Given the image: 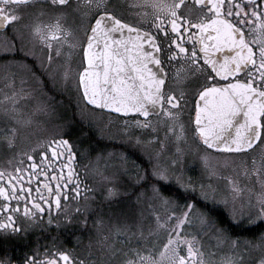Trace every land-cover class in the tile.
Returning a JSON list of instances; mask_svg holds the SVG:
<instances>
[{
  "label": "snow or ice",
  "instance_id": "snow-or-ice-1",
  "mask_svg": "<svg viewBox=\"0 0 264 264\" xmlns=\"http://www.w3.org/2000/svg\"><path fill=\"white\" fill-rule=\"evenodd\" d=\"M9 29L0 44V80L10 89L0 96L4 144L15 148L33 124H44L46 135L0 167V264H264V0H0V32ZM37 47L46 50L53 83L75 82L81 114L93 106L90 122L97 109L145 118L122 122L124 142L145 163L122 149L98 150L83 129L73 137L71 121L45 100L21 106L36 93L29 60ZM187 92L198 99L186 125ZM130 127L163 128L164 137L145 141ZM169 138L174 151L162 163ZM189 154L202 166L198 179L187 175ZM17 157L28 166L14 165ZM78 159L104 181L99 204L95 188L81 189ZM45 216L57 227L61 216L67 223L79 216L90 233L88 256L91 232L102 236L99 258H74L55 238L29 246ZM205 237L228 252L217 260ZM18 240L25 251L16 255Z\"/></svg>",
  "mask_w": 264,
  "mask_h": 264
},
{
  "label": "rangeland",
  "instance_id": "rangeland-1",
  "mask_svg": "<svg viewBox=\"0 0 264 264\" xmlns=\"http://www.w3.org/2000/svg\"><path fill=\"white\" fill-rule=\"evenodd\" d=\"M5 42L4 39L0 38V44H3ZM54 55V54H53ZM55 59V55H54ZM45 61L46 66V50L42 52L39 47L36 49V58L35 60L30 59L29 63L34 64V67H37L39 70L43 71L42 68L44 66L41 65L40 61ZM63 62L62 60L60 61ZM80 60L78 55L76 54L71 62L72 69L75 71ZM36 68V69H37ZM43 76H48V73L46 69L43 71ZM35 80H39L40 78L35 77ZM35 80L31 81V86L36 89V93L33 97L27 99V101L21 100L20 104L25 108L26 111L31 110L32 107L35 106V104L38 102V100H45L46 102L50 103L53 107L56 108L57 112L63 115L66 119L71 121L72 127H71V134L76 133L75 136L79 135V132L81 129H83L86 133H88L89 139H91L94 142V145L96 148L104 149V150H124L129 151L130 154H132L135 157H139L138 163H145L147 160V156H143L140 153L139 149H132L128 144H126L125 141V133L123 131L124 120H133L137 119V117L132 118H122L118 117L114 114L104 112V111H98L96 110V117L95 119H92L91 122L88 117L91 115V109L89 107L88 110L84 112V114H81V108L82 103L78 101L77 99V90L75 86L74 81H70L67 85V88H64L61 86V83H53V81L50 79L49 82L52 84L53 87H56L57 93L61 95L58 96L60 98H57L53 95H51L47 90H45V83H47V80L45 82L40 81L39 84L35 82ZM44 84V85H43ZM17 87H19V84L17 83ZM10 89L5 87V82L3 80H0V96L3 94L9 92ZM65 98V99H62ZM191 106L188 105L187 107H184V115L182 117L183 121L187 125L189 123V114L191 115V123L193 118V113L190 111ZM41 120H43V117H40ZM140 119V118H138ZM155 120V117L152 118ZM109 121H111V124H109ZM8 123L6 118L3 115V112L0 111V134L3 132L2 129L4 128L5 124ZM44 124H40L37 126L36 124H33L32 126L25 128L23 130V135L18 136L16 140V147L15 148H24L26 145L30 144L31 140L37 135L40 134L44 135L46 134ZM40 129L39 132H37ZM164 129L161 128L157 133H153L152 129H139L135 127L129 128V134L132 136L139 135L144 139L145 141L149 140V137L152 135H158L161 139L164 137ZM24 137H27L25 139ZM1 145V144H0ZM174 142L171 138L166 142V149L161 153V162H166L169 153L174 151ZM147 150L154 153V151H159L160 146L156 142H152L147 145ZM259 152V149H257V153ZM92 158L94 160L95 158V152L92 153ZM85 164H88V160H83ZM185 165L187 169V175L193 176L194 179H198L201 174V164L198 160V158H194L191 154L187 155L185 158ZM99 167L103 169L105 167V162L102 160L99 162ZM111 171V167L109 166L108 172ZM108 172L105 174L107 175ZM85 177L87 178V184L95 188V192L91 193L90 196L95 199L96 204L100 203V189L102 185L104 184V181L101 180L100 176L95 173L92 166L89 167V170L85 172ZM243 179V178H242ZM205 182H207V177H205ZM219 183L223 185L224 181L220 180ZM258 190V188H257ZM148 222H145V227H147ZM205 240V250L206 252H211L214 254L215 258L219 260V257L222 253L228 252V246L223 245L217 247L216 241L214 239H209L208 237L204 238ZM254 257H258V253L252 254ZM245 260L248 258V254L245 253Z\"/></svg>",
  "mask_w": 264,
  "mask_h": 264
},
{
  "label": "flooded vegetation",
  "instance_id": "flooded-vegetation-1",
  "mask_svg": "<svg viewBox=\"0 0 264 264\" xmlns=\"http://www.w3.org/2000/svg\"><path fill=\"white\" fill-rule=\"evenodd\" d=\"M187 2L189 4H191L192 0H187ZM130 3H134V0H126V4H130ZM127 11L130 12H135L138 9L131 7V8H127ZM194 11H196V9H194ZM11 35V29H9L7 32H0V38L4 39L5 36H10ZM82 35V32H81ZM79 60H80V56H79V50H75ZM201 62H203L202 58H201ZM37 67H34V72H35V77L40 78V81L45 82L47 80V83H45V90H47L51 95L60 98L61 95L57 93V89L56 87H53L52 84L49 82L50 78L47 76H43V71L46 69V66H44L42 68L43 71L39 70ZM170 75H171V71H170ZM216 80L223 84L225 83L224 79H219L216 78ZM230 82V81H229ZM44 85V84H43ZM61 86L64 88H67L68 85H65L64 83L61 82ZM60 96V97H58ZM187 96V100H188V105L191 106V110L189 109V112L191 111L193 113H195V100L197 97H193L191 95L190 92L186 93ZM65 99V98H62ZM183 104V102H182ZM117 116V115H116ZM120 117V116H118ZM133 117H137V116H133ZM124 118V117H122ZM126 118H132V117H126ZM140 119H143L141 117H137ZM193 119V118H192ZM39 132L40 129H37ZM41 135L40 132L39 134H37L30 142V144L26 145L24 148H13V149H7L6 145L4 144V133L2 132L0 134V167H11L9 165H7V159L9 157H14L15 153L19 152V151H25L27 149H29L30 147L34 146L36 144L37 141H41L42 138L45 136ZM73 137L76 135V133H72L71 134ZM40 149H37V151H39ZM19 159H23V165H21L22 167H27L29 161L26 158H14L13 159V164H17L19 162ZM37 162H39V160L37 159ZM81 164H85L83 161H80L78 159L77 161V165H76V169L77 172L79 173L80 176V180L82 181L81 183V189H83L84 184H87V178L85 177V170L83 167H81ZM66 171V170H65ZM7 179V177H6ZM33 195H35V193L33 192ZM52 215L56 216V210L55 208L52 209ZM45 219V224L43 226H37L34 230H30V234L28 236V241H29V246H34L35 243H38L40 245H44L45 243L51 244L53 242V238H55V243L58 247H60L61 249H66L70 252V254L76 258H80V259H88L89 261H91L92 259L95 258H99V252L101 251L102 245L100 243H98V241L102 240V236L97 235L94 231L91 232V250L94 253L93 256H88V250H89V236L90 233L88 230H84L81 231L80 229L83 227L82 225L76 223L80 217L79 216H74L73 217V223H67L63 221L62 216L59 218L60 219V226L57 227L55 224L52 225H47L46 224V220H47V216L44 217ZM89 224V228L91 227L92 224V220L88 221ZM76 237H82V239L80 240L79 243H77ZM39 238V239H37ZM119 239H117V246H122L119 244ZM25 251L24 248V240H18L15 241V254L19 255L22 254Z\"/></svg>",
  "mask_w": 264,
  "mask_h": 264
},
{
  "label": "water",
  "instance_id": "water-1",
  "mask_svg": "<svg viewBox=\"0 0 264 264\" xmlns=\"http://www.w3.org/2000/svg\"><path fill=\"white\" fill-rule=\"evenodd\" d=\"M224 51L227 52L228 49H224ZM218 55H220V54H219V53H216V52H213V56H218ZM202 60H203V59H202ZM217 78H219V79H223V78H221V77H217ZM197 99H198V98H196V100H197ZM196 100H195V105H196ZM195 105H194V106H195ZM89 107L92 108L93 106L89 105ZM97 110H98V111H101V110H99V109H97ZM103 111H104V112L111 113V114H114V115H117V116H120V117H124V118H126V117H133V116H136L135 113H129V114L125 115L124 113H115L114 111H110V110H108V109H104ZM139 117L145 119L143 116H139ZM194 121H195V113H194V116H193V119H192V123H193V124H194Z\"/></svg>",
  "mask_w": 264,
  "mask_h": 264
},
{
  "label": "trees",
  "instance_id": "trees-1",
  "mask_svg": "<svg viewBox=\"0 0 264 264\" xmlns=\"http://www.w3.org/2000/svg\"><path fill=\"white\" fill-rule=\"evenodd\" d=\"M261 228H264V225L261 226ZM251 233H246V235H250Z\"/></svg>",
  "mask_w": 264,
  "mask_h": 264
}]
</instances>
